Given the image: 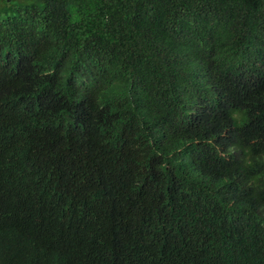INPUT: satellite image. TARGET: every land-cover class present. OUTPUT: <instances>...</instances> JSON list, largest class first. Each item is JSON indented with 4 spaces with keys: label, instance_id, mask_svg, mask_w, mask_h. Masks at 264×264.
<instances>
[{
    "label": "trees",
    "instance_id": "1",
    "mask_svg": "<svg viewBox=\"0 0 264 264\" xmlns=\"http://www.w3.org/2000/svg\"><path fill=\"white\" fill-rule=\"evenodd\" d=\"M1 1L0 264H264V0Z\"/></svg>",
    "mask_w": 264,
    "mask_h": 264
},
{
    "label": "rangeland",
    "instance_id": "2",
    "mask_svg": "<svg viewBox=\"0 0 264 264\" xmlns=\"http://www.w3.org/2000/svg\"><path fill=\"white\" fill-rule=\"evenodd\" d=\"M7 1V0H6ZM13 2H16V0H13ZM3 5L2 1L0 0V7Z\"/></svg>",
    "mask_w": 264,
    "mask_h": 264
},
{
    "label": "clouds",
    "instance_id": "3",
    "mask_svg": "<svg viewBox=\"0 0 264 264\" xmlns=\"http://www.w3.org/2000/svg\"><path fill=\"white\" fill-rule=\"evenodd\" d=\"M185 153H186V152H182V153H181V155H182V156H184V155H185ZM68 256H70V253H69V255H68Z\"/></svg>",
    "mask_w": 264,
    "mask_h": 264
},
{
    "label": "water",
    "instance_id": "4",
    "mask_svg": "<svg viewBox=\"0 0 264 264\" xmlns=\"http://www.w3.org/2000/svg\"><path fill=\"white\" fill-rule=\"evenodd\" d=\"M8 1H10V0H8Z\"/></svg>",
    "mask_w": 264,
    "mask_h": 264
}]
</instances>
